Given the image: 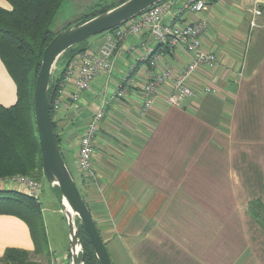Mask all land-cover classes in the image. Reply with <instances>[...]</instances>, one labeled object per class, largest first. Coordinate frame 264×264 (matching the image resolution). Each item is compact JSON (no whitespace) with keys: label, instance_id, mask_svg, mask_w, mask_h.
<instances>
[{"label":"crops","instance_id":"crops-1","mask_svg":"<svg viewBox=\"0 0 264 264\" xmlns=\"http://www.w3.org/2000/svg\"><path fill=\"white\" fill-rule=\"evenodd\" d=\"M0 7L11 10L5 0ZM255 7L262 15L252 28ZM199 19L208 24L203 47L220 64L193 74L189 85L195 94L181 108L160 99L142 115L141 91L150 80L146 58L160 49L148 33H138L121 43L112 74L102 73L78 103L69 98L71 83L54 115L62 154L80 175L113 264H264V229L250 211L251 202L264 203V0H215L201 14H171L164 23ZM104 39L105 34L89 44L99 47ZM190 60L183 48L166 50L159 68L170 67L177 76ZM67 65L56 64L53 75L61 76ZM127 80L126 96L111 100ZM208 85L215 92L206 93ZM106 101L93 157L97 179L87 184L77 166L79 141ZM16 102V84L0 59V107ZM2 180L0 191L29 196L25 186ZM46 210L42 205L48 260L69 264L70 246L55 250L50 243ZM8 249L33 252L34 243L24 221L2 214L0 259Z\"/></svg>","mask_w":264,"mask_h":264},{"label":"trees","instance_id":"trees-1","mask_svg":"<svg viewBox=\"0 0 264 264\" xmlns=\"http://www.w3.org/2000/svg\"><path fill=\"white\" fill-rule=\"evenodd\" d=\"M5 1L10 4L11 10L0 7V59L16 84L17 102L9 108L0 107V179L26 176L40 182L45 178L34 119V87L41 69L44 50L60 32L54 31V24L63 4L72 0ZM124 1L126 0L122 2ZM212 1L215 0H207L208 3ZM119 4L98 12L91 11L75 24L86 22ZM90 48L88 41L81 43L63 54L57 64H69ZM146 63L149 65L148 61ZM64 75L65 72L61 76H52L51 90L56 87L54 100L59 95V85ZM50 108L53 119L55 113L52 104ZM53 125L55 130V124ZM57 140L59 143L58 136ZM55 190L61 199L59 190ZM250 211L264 229V203L260 200L251 202ZM2 214L18 217L28 225L34 251L8 249L0 259V264H37L36 257L49 259V240L40 201L18 191H0V215ZM77 222L80 225L79 236L84 250V264H98L91 240L80 221Z\"/></svg>","mask_w":264,"mask_h":264},{"label":"built area","instance_id":"built-area-1","mask_svg":"<svg viewBox=\"0 0 264 264\" xmlns=\"http://www.w3.org/2000/svg\"><path fill=\"white\" fill-rule=\"evenodd\" d=\"M207 6V0H187L180 5L171 0H164L113 31L105 33V39L99 47H91L67 65L64 79L59 85V95L52 101L54 113L60 112L62 99L70 91L71 83L69 98L72 103H78L102 73L112 74L121 43L128 36L138 33H148L160 49V52L146 58L149 62L150 80L141 91L142 115L150 111L160 99L169 107L181 108L186 98L195 94L189 85L193 74L202 68L214 70L219 66L220 61L217 54L203 47L202 38L208 29L206 21L199 19L186 24H165L164 20L171 14L175 18L183 17L185 14L198 15L206 11ZM261 15L260 9L255 7L250 21L252 28L258 26L257 18ZM178 48L185 49L191 55V60L179 75L173 76L170 67L160 70L159 62L164 51L175 52ZM130 88L131 81H125L114 90L111 100L124 98ZM204 91L215 92L209 85ZM107 104L108 101L93 113L80 137L77 166L87 184L97 179L93 163L95 140L100 124L105 118ZM1 182L25 186L29 196L40 201L41 185L30 177L14 176ZM47 264L60 263L56 257H53Z\"/></svg>","mask_w":264,"mask_h":264},{"label":"water","instance_id":"water-1","mask_svg":"<svg viewBox=\"0 0 264 264\" xmlns=\"http://www.w3.org/2000/svg\"><path fill=\"white\" fill-rule=\"evenodd\" d=\"M164 0H126L81 24H73L55 35L44 50L33 93L34 119L40 145L43 175L61 194V208L69 229L70 263L84 264L80 225L88 234L98 264H113L93 215L62 154L54 130L51 104L56 87L51 81L58 60L71 48L108 33ZM78 219V220H77Z\"/></svg>","mask_w":264,"mask_h":264},{"label":"rangeland","instance_id":"rangeland-1","mask_svg":"<svg viewBox=\"0 0 264 264\" xmlns=\"http://www.w3.org/2000/svg\"><path fill=\"white\" fill-rule=\"evenodd\" d=\"M123 0H72L71 2H66L63 4L62 9L58 15L56 23L54 24V31L57 33L67 26L71 24L77 23L82 16L85 14L93 12H98L103 8H110L122 2ZM97 4H100L97 6ZM97 6V7H96ZM102 35L96 36L90 39L88 42L92 43L98 37ZM68 166L72 176L74 177L79 190L82 192V183L80 180V175L77 170L71 165V161H68ZM43 185V194L41 196V203L43 207L47 210L45 211V216L48 217V222L50 224V240L51 245L55 247V250L69 248V229L65 214L62 211V215L59 213L61 209L58 201L54 198L51 186L46 181V179L42 180ZM51 220V222H50ZM78 220V219H77ZM79 221V220H78ZM51 248V246H49ZM58 248V249H57ZM35 263L37 264H47L46 259L41 257H36ZM49 263V262H48ZM115 264H118L115 262Z\"/></svg>","mask_w":264,"mask_h":264}]
</instances>
